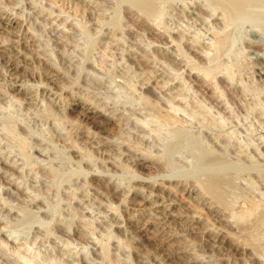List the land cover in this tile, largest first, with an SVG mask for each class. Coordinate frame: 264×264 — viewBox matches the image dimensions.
I'll use <instances>...</instances> for the list:
<instances>
[{
    "label": "rangeland",
    "instance_id": "374dc122",
    "mask_svg": "<svg viewBox=\"0 0 264 264\" xmlns=\"http://www.w3.org/2000/svg\"><path fill=\"white\" fill-rule=\"evenodd\" d=\"M141 1L0 0V264H264V0Z\"/></svg>",
    "mask_w": 264,
    "mask_h": 264
},
{
    "label": "bare ground",
    "instance_id": "6f19581e",
    "mask_svg": "<svg viewBox=\"0 0 264 264\" xmlns=\"http://www.w3.org/2000/svg\"><path fill=\"white\" fill-rule=\"evenodd\" d=\"M142 1H143V0H142ZM142 1H141V2H142ZM152 1H153V0H152ZM214 1H215V0H214ZM217 1H218V0H217ZM235 1H236V0H235ZM240 1H241V0H240ZM245 1H246V0H245ZM249 1H250V0H249ZM135 2H136V1H135ZM147 2H148V0L146 1V3H147ZM144 3H145V2H144ZM146 3H145L144 5H146ZM219 3L221 4V2H219ZM219 3H218V4H219ZM234 3H235V2H234ZM237 3H238V2H237ZM246 3H247V2H246ZM137 4H138V3H137ZM218 4H217V5H218ZM220 4H219V6H221ZM224 4H225V3H224ZM227 4H228V3H227ZM240 4H241V3H240ZM242 4H243V3H242ZM144 5H143V6L141 5V7H142L144 10H145V9H148V10H149V8H150V6H151V5H150V2H149L148 5H146L145 7H144ZM155 5H156V4H155ZM235 5H236V4H235ZM225 6H226V5H225ZM225 6H223V4H222V7H223V8H224ZM229 6H230V5H229ZM154 7H155V6H154ZM239 7H240V5H239ZM235 8H236V7H235ZM150 9H152V8H150ZM154 9H155V8H154ZM229 9L232 10V8H229ZM225 10H228V9H225ZM150 11H154V10L152 9V10H150ZM228 11H229V10H228ZM151 13H153V12H151ZM227 13H229V12H227ZM227 16H228V14H227ZM159 19H161V18H158V20H159ZM154 21H155V20H154ZM154 21H153V22H154ZM156 21H157V19H156ZM156 21L154 22V24L156 23V24H155V27H156V26L158 27V25H160L161 23L158 22V23H160V24H158ZM161 22H162V21H161ZM5 23H6V22H5ZM162 23H163V22H162ZM154 24L152 23V25H154ZM160 27H161V25H160ZM158 28H159V27H158ZM217 36H218V35H217ZM217 36H216V37H217ZM219 36H220V35H219ZM219 36H218V37H219ZM221 36H222V35H221ZM221 36H220V39H218L217 42H214V43H216V47H215V48L213 47V48H214V50H216V51H217L216 48H221V47H223L224 44H226L227 42H228V44H229V40H228L229 38H228V36H226L227 39H226V37L223 39ZM223 36H225V35H223ZM221 38H222V39H221ZM215 41H216V39H215ZM214 43H213V44H214ZM226 45H227V44H226ZM212 46H213V45H212ZM225 47H226V46H224V48H225ZM213 48H212V49H213ZM220 51H222V50H220ZM210 53H212V50H211ZM215 53H216V52H215ZM215 53H214V54H215ZM217 53H218V51H217ZM217 53H216L215 55L218 56L219 54H217ZM214 54L212 53V55H214ZM215 55H214V56H215ZM214 56H211V57H214ZM211 59H212V58H211ZM211 59H210V60H211ZM214 59H215V58H214ZM211 61L213 62L214 60H211ZM213 63H214V62H213ZM210 65H212L211 62H210ZM215 65H217V67H219V64H218V63L215 64ZM212 66H213V65H212ZM214 67H215V66H214ZM211 68H212V67H211ZM191 69L196 70L197 67H196V69H195V68L192 66ZM213 69H214V68H213ZM213 69H210V70L212 71ZM220 69H221V68H220ZM220 69H219V70H220ZM203 70H204V69H203ZM214 70H217V69H214ZM219 70H218V71H219ZM191 71H192V70H191ZM221 71H222V69L220 70V72H221ZM220 72H219V73H220ZM201 73H202V71H201ZM216 73H217V72H216ZM219 73H218V74H219ZM212 74H213L212 72H209V71H208V72L205 73V76H206V78H208L209 80H211V78H212ZM207 83H208V82H207ZM212 84H213V83H212ZM172 110H173V108H172ZM175 111H176V110H175ZM173 112H174V111H173ZM167 114H168V113H167ZM176 114H177V113H176ZM175 116H176V115H175ZM167 117H168V116H167ZM167 117H166V118H167ZM169 118H171L170 115H169ZM173 118H174V117H172V119H173ZM172 119H166L165 122L170 121V124H172V123H171V120H172ZM176 119H177V118H176ZM167 120H168V121H167ZM163 121H164V120H163ZM173 121H174V122H173L174 124H176V123L179 122V121H178V122L175 123V119H174ZM167 124H169V123H167ZM170 124H169V126H170ZM8 126H9V125H8ZM10 126H11V127H10L11 130H8L9 133H10V131H11V132L14 131V130H12V127H13V126H12V125H10ZM165 126H166V125H165ZM171 126H172V125H171ZM180 126H181V125H180ZM166 127H168V125H167ZM172 127H173V126H172ZM13 129H14V128H13ZM15 131H16V129H15ZM17 131H18V130H17ZM12 133H14V135L16 134L15 132H12ZM18 134H19V133H18ZM12 136H13V135H12ZM13 137L15 138L16 136H13ZM17 137H18V136H17ZM20 137H21V136H20ZM18 138H19V137H18ZM16 139H17V138H16ZM18 141H19V139H18ZM21 141H23L22 138H21ZM21 141H20V144L23 143V142L21 143ZM23 144H24V143H23ZM21 146L23 147V145H21ZM220 173H221V172H220ZM222 174H223V173H222ZM224 174H225V173H224ZM224 174H223V175H224ZM206 175H207V174H206ZM208 175H209V174H208ZM214 175H216V173H215ZM217 176H219V174H218ZM220 176H221V175H220ZM224 176H225V175H224ZM210 177H211V176H210ZM214 177H215V176H214ZM214 177H213L212 179H210V180L208 181V183H206V184H205L204 182H202L203 184H205V185H203V186H206V187L208 188L207 191H209V193H210V191H211L212 194H214L215 197L218 198L219 201H222V203L224 202V204H225L224 207H227L226 209H229V208H230L229 206H230L231 204H232L231 207L233 206L234 208H235V206L237 207V205L239 206V204H236V203H237V202L241 203L239 200H242V199L239 198V197H237V198L234 197V196H239V195L237 194V192H239V191L236 190V191H237V192H236L235 189H234V191L236 192V193H235L236 195H232V194H231V196H232V201H231V200H230V199H231V198H230L231 196H230V195H226V194L223 193L222 188H223V186H225V184H224V182H223V177H222V180H220L219 178H216V179H215ZM226 177H228V176H226ZM220 178H221V177H220ZM206 179H207V178H206ZM206 179H205V180H206ZM203 180H204V179H203ZM203 180H202V181H203ZM228 180H229V178H228ZM224 181H225V180H224ZM230 181H231V179H230ZM232 183H234V182L232 181ZM226 185H227V183H226ZM228 185H230V184H228ZM233 185H234V184H233ZM229 187L231 188V186H229ZM202 188H203V187H202ZM233 188H234V187H233ZM233 188H232L231 190H233ZM235 188H236V187H235ZM203 189H204V188H203ZM227 190H228V189H227ZM238 190H242V189H238ZM234 191H233V192H234ZM240 192H241V191H240ZM204 193H206V192H204ZM242 193H243V196H245V197H248V196H249L248 194H247L248 196H247V195H244L245 193L243 192V190H242ZM227 194H228V193H227ZM239 194H240V193H239ZM210 196H211V195H210ZM225 196H226V197H225ZM227 196H228V197L230 196V197H229L230 199H229ZM241 196H242V194H241ZM211 197H213V196H211ZM215 197H213V198H215ZM233 197L236 198V199L233 200V199H234ZM243 199H244V197H243ZM246 199H247V198H245L244 201H246ZM250 199H251V197H250ZM236 200H237V202L235 203L236 205H233V201H236ZM247 200H248V199H247ZM253 200H254V199H253ZM213 201H215V200L213 199ZM219 201H217V202H219ZM229 201H231V202H229ZM250 201H251V200H250ZM254 201H255V200H254ZM217 202H216V203H217ZM226 202H227V204H229V206L226 205ZM242 202H243V200H242ZM247 202H249V201H247ZM257 202H259V201H255V203H257ZM222 203H221V204H222ZM249 203H250V202H249ZM249 203H245V202H244V203H241V205H240L241 208H237V209H239V211H242V212H248V211H249V212H252V209H251V211H250V210H248V208L246 207V206H248L247 204H249ZM224 204H223V205H224ZM245 204H246V206H245ZM250 204H254V203H250ZM250 204H249V205H250ZM259 204H260V203H259ZM259 204H254V205H256L257 208L261 209V208H260L261 206H259V207L257 206V205H259ZM244 206L247 208L245 211L241 210L242 208H244ZM251 206L254 207L253 205H251ZM233 207H232V209L230 208V209H231V212H232V210L234 209ZM252 207H251V208H252ZM249 208H250V206H249ZM254 208H255V207H254ZM257 208H256V209H257ZM262 208H263V207H262ZM230 209H229V212H230ZM235 209H236V208H235ZM256 209H255V210H256ZM224 210H225V209H224ZM247 210H248V211H247ZM255 210H253V211H255ZM261 210H262V209H261ZM227 211H228V210H227ZM237 211H238V210H237ZM239 211L237 212V215H238ZM231 212H230V213H231ZM242 212H240V213H242ZM263 212H264V210H263ZM263 212H259V213H258L259 215L256 216V217H259V219L264 218V213H263ZM230 213H228V214H230ZM234 213H236V211L233 210V213H232V214H234ZM242 214H243V213H242ZM235 215H236V214H234V216H235ZM237 215H236V217H237ZM239 215H240V214H239ZM229 216H230V215H229ZM240 216H241V215H240ZM232 217H233V216H232ZM238 218H239V217H238ZM240 218H241V217H240ZM247 218H248V217H247ZM247 218L245 217V222H246V223H247V221H248ZM234 219H235V218H234ZM243 219H244V218H243ZM253 219H254V218H253ZM236 220H238V219H236ZM240 220H241V219H240ZM250 221H251V220H250ZM259 221H260V220H259ZM236 222H237V221H236ZM239 222H240V221H239ZM248 222H249V221H248ZM262 223L264 224V222H262ZM262 223H258V224H261V225H262ZM237 224H238V223H237ZM244 224H245V223H244ZM249 224H250V223H249ZM253 224H254V223H253ZM245 225H246V224H245ZM245 225H244V226H245ZM251 225H252V224H251ZM194 226H195V225H194ZM241 226H242V225H241ZM246 226H247V225H246ZM256 226H257V225H256ZM252 227H254V226H252ZM258 227H259V225H258ZM248 228H249V227H248ZM250 228H251V227H250ZM250 228H249V229H250ZM256 229H257V228H256ZM260 229H261V228H260ZM262 230H263V229H262ZM263 231H264V230H263ZM259 232H260V231H259ZM256 233H257V231H255V234H254V235H255V238H256ZM263 233H264V232H262V234L260 235V237H261L262 235H264ZM259 234H260V233H259ZM251 236H253V235H250V237H251ZM257 236H259V235H257ZM253 238H254V236H253ZM253 238L251 237V239H253ZM258 238H259V237H257V239H258ZM248 239H249V238H248ZM260 239H262V238H260ZM263 239H264V238H263ZM253 240H256V239H253ZM257 242H258V241H257ZM262 242H263V241H262ZM253 243H254V242H253ZM258 243H260V242H258ZM103 246H104V244H103ZM105 246H107V244H106ZM105 246H104V247H105ZM259 246H260V245H259ZM259 246H258V247H259ZM262 246H263V245H262ZM107 247H108V246H107ZM102 248H103V247H102ZM103 250L105 251V249H103ZM107 251H108V249H107ZM103 253H104V252H103Z\"/></svg>",
    "mask_w": 264,
    "mask_h": 264
}]
</instances>
